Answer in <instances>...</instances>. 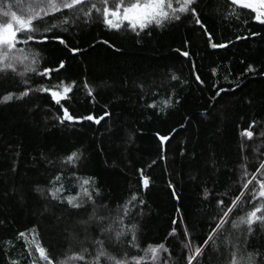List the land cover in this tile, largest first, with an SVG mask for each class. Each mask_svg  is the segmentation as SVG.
<instances>
[{"label":"trees","instance_id":"1","mask_svg":"<svg viewBox=\"0 0 264 264\" xmlns=\"http://www.w3.org/2000/svg\"><path fill=\"white\" fill-rule=\"evenodd\" d=\"M2 7L0 0V17ZM196 7L213 42L231 41L227 47L211 48L204 30L190 16L163 28L153 25L150 34L139 36L130 30H109L102 21L81 22L64 34L71 47L80 49L76 54L56 41L36 46L41 67H54L60 59L66 66L53 73L51 81L29 73L31 87L75 81L70 98L62 101L70 112L95 118L105 112L109 115L98 124L87 120L61 124L59 105L38 91L0 102V245L20 231L35 228L40 242L59 255L70 244L78 246L86 237L98 235L94 223H79L91 213V206L86 205L88 213L77 216V210L36 190L47 188L61 168L62 157L78 150L82 156L74 170L78 176L94 179L97 203L106 204L115 214L131 193H139L144 204L127 223L137 225L140 248L167 237L173 259L185 264L183 227L172 221L187 224L193 244L202 242L216 200L221 196L228 200L237 190L240 164L252 171L264 159L260 135L264 132V25L252 20L248 10L239 18L229 17L226 0H197ZM236 36L245 38L237 40ZM184 51L188 57L182 55ZM249 64L251 71H247ZM173 75L178 79L172 80ZM85 81L93 90L92 97L84 88ZM23 87L13 73L0 74V97L8 92L18 95ZM220 89L226 91L217 96ZM169 97L173 104L164 106L161 101ZM153 100L159 105L156 109L147 107ZM253 120L257 126L248 140L241 131ZM160 136L169 138L162 143ZM141 173L149 179L147 188L142 186ZM64 174L67 191L75 194L78 189L69 171ZM205 189L210 193L207 199ZM172 227H177V234L168 237ZM225 227L235 232L231 224ZM255 229L250 243L260 249L264 225ZM13 243L8 252L20 258L23 241ZM128 251L143 254L137 249ZM7 260L0 249V264ZM194 264L221 262L210 248Z\"/></svg>","mask_w":264,"mask_h":264},{"label":"snow or ice","instance_id":"2","mask_svg":"<svg viewBox=\"0 0 264 264\" xmlns=\"http://www.w3.org/2000/svg\"><path fill=\"white\" fill-rule=\"evenodd\" d=\"M197 0H3L2 17H0V74L13 73L20 78L23 90L18 95L8 92L0 97V102H8L13 99H22L32 91L46 93L51 100L59 105L62 115L57 117L63 124L65 121H93L99 123L100 118L89 114L87 116H75L62 101L70 98L75 86V81L68 82L60 80L55 85L46 86L41 84L33 88L27 78L29 73L40 76L46 81H51L53 73H59L66 66V61L60 59L54 67H41V53L37 50L38 45H44L56 41L63 45L69 52L76 54L80 49L71 47L65 39L64 34L73 26H79L81 22L87 24L92 21H102L109 30H130L136 36L147 32L153 25L163 28L167 24L181 20L182 16L194 18L195 24L199 25L207 36L211 48H225L231 41L224 43L213 42V34L208 30L201 19V13L196 7ZM228 16L239 18L243 10H248L251 19L260 25H264V0H226ZM247 23V21H245ZM250 35L258 36L260 33L251 32ZM245 37L236 36L237 40ZM104 43H108L104 41ZM179 51V49H177ZM184 57L189 56L188 51L182 53ZM249 64L247 71H251ZM213 74L216 69H212ZM196 80L203 83L199 75ZM227 78V77H226ZM172 80H177L175 75ZM143 88V84L141 85ZM150 87V86H149ZM89 97L93 96V90L84 82ZM220 89L216 95L219 96ZM164 106H171L173 100L169 97L162 100ZM147 107L156 109L158 103L153 100ZM109 113L105 112L104 116ZM257 122L253 120L247 128L241 131V136L251 140L254 136L253 128ZM173 132L176 130L173 129ZM264 137V132L260 133ZM168 136H160L163 143ZM242 150L244 145L241 146ZM82 153L73 150L64 155L60 161L61 168L48 181L47 188L37 187L41 195L47 194L51 201L64 204L70 209L77 210L75 215L82 216L88 213L86 205L91 206L92 211L86 219L79 223L84 226L95 224L93 231L98 235L92 238H85L78 242V246L69 247L59 255L54 254L45 247L39 240V234L35 228L20 231L13 240L23 241L24 255L20 258H13L8 249L14 247L13 240H7L0 249L8 256L7 264H177L173 259L174 250L166 246L165 241L160 243H149L146 247L140 248L138 228L135 223H127L139 205L144 201L140 199L139 193H131L130 198L118 206L115 214L106 204L97 203L95 197L99 190L93 188L95 183L92 177H81L74 170L81 160ZM246 160V157H244ZM78 189L71 194L66 189L65 170ZM142 177V186L147 188L149 179ZM233 177H236L235 170ZM171 186V185H170ZM175 195V193H173ZM207 189L204 196H209ZM242 213V214H238ZM212 223L207 234L200 238L202 242L193 244L191 233L187 224L182 221L173 220L172 224L183 227L182 241L183 249L187 254L183 255L185 264L198 262L208 250L214 249L219 254L221 264H264V245L260 249L250 243V237L255 234L256 225H264V159H260L257 166L249 171L245 163L240 164V176L236 192L225 200L223 196L216 200V208L209 214ZM236 216L233 219V216ZM231 224L229 232L225 227ZM228 232V235L225 233ZM177 234V227H172L168 237ZM130 239H126L129 237ZM252 247L253 251H248ZM128 249H137L141 254L132 255Z\"/></svg>","mask_w":264,"mask_h":264},{"label":"water","instance_id":"3","mask_svg":"<svg viewBox=\"0 0 264 264\" xmlns=\"http://www.w3.org/2000/svg\"><path fill=\"white\" fill-rule=\"evenodd\" d=\"M101 117H103L102 119H104L106 116H101ZM99 118H100V117H99ZM102 119H100L99 122H100ZM92 122H93L94 124H98V123L95 122V120H93Z\"/></svg>","mask_w":264,"mask_h":264},{"label":"rangeland","instance_id":"4","mask_svg":"<svg viewBox=\"0 0 264 264\" xmlns=\"http://www.w3.org/2000/svg\"><path fill=\"white\" fill-rule=\"evenodd\" d=\"M24 2H26V3H27V0H24Z\"/></svg>","mask_w":264,"mask_h":264}]
</instances>
